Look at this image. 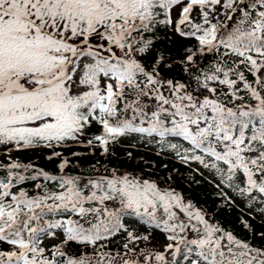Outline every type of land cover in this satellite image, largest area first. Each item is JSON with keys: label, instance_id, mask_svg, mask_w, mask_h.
Instances as JSON below:
<instances>
[{"label": "snow or ice", "instance_id": "snow-or-ice-1", "mask_svg": "<svg viewBox=\"0 0 264 264\" xmlns=\"http://www.w3.org/2000/svg\"><path fill=\"white\" fill-rule=\"evenodd\" d=\"M0 264H264V0H0Z\"/></svg>", "mask_w": 264, "mask_h": 264}, {"label": "trees", "instance_id": "trees-1", "mask_svg": "<svg viewBox=\"0 0 264 264\" xmlns=\"http://www.w3.org/2000/svg\"><path fill=\"white\" fill-rule=\"evenodd\" d=\"M78 150L82 151L83 149H78ZM101 162L103 163L104 161L102 160ZM92 163H95L94 157H85L79 161V164L85 169L87 167H89L90 164H92ZM133 163H135V162H133ZM157 163L158 164L159 163H168L170 168L175 166L176 168H179L181 172L185 171V169L181 165H179L178 163L174 164V162H171V161H157ZM160 175H164L163 169L160 170ZM175 182H176V186H177L178 190H186V191L188 190V189H186L184 181L182 180L181 177L177 176ZM191 190L193 191V194L199 199L200 204H203L204 206L208 207L209 209L213 208V201L215 199V196H214V192L210 188V186H208V185H203V186L193 185ZM238 215H239V212L236 210H233L232 214L230 216H228V219L225 220L224 222L228 223V221H232L234 223L236 220V217ZM218 218L223 219L222 216L218 217ZM251 222L257 226H259L261 223L258 216L256 217L255 220H252ZM245 234H247V233L246 232L242 233V235H245Z\"/></svg>", "mask_w": 264, "mask_h": 264}]
</instances>
